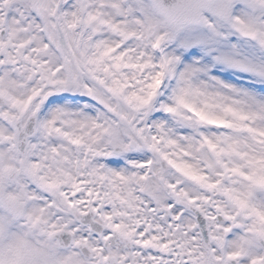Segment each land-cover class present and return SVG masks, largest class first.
<instances>
[{"label":"snow or ice","instance_id":"1","mask_svg":"<svg viewBox=\"0 0 264 264\" xmlns=\"http://www.w3.org/2000/svg\"><path fill=\"white\" fill-rule=\"evenodd\" d=\"M0 264H264V0H0Z\"/></svg>","mask_w":264,"mask_h":264}]
</instances>
